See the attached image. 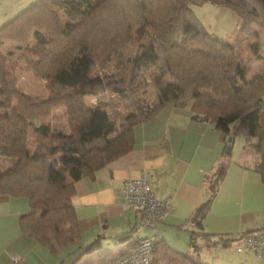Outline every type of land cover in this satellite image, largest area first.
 <instances>
[{
  "label": "trees",
  "instance_id": "obj_1",
  "mask_svg": "<svg viewBox=\"0 0 264 264\" xmlns=\"http://www.w3.org/2000/svg\"><path fill=\"white\" fill-rule=\"evenodd\" d=\"M208 3L238 18L232 42L207 32L195 16L192 7ZM261 30L264 0H35L0 26V48L4 41L24 44L27 69L50 93L35 102L19 91L0 50V160L8 162L0 168V197L28 200L20 231L53 256L78 245L74 183L127 153L133 128L167 105L189 106L213 121L225 147L243 136L264 184V54L248 43ZM244 45L261 70L249 69ZM104 94L110 102L87 107L86 97ZM209 204L192 217L190 250L176 252L159 239L149 264H206L202 246H229L232 238L212 241L204 232ZM136 240L114 253L102 252L98 238L83 253L97 251L95 262L84 264H118Z\"/></svg>",
  "mask_w": 264,
  "mask_h": 264
},
{
  "label": "crops",
  "instance_id": "obj_2",
  "mask_svg": "<svg viewBox=\"0 0 264 264\" xmlns=\"http://www.w3.org/2000/svg\"><path fill=\"white\" fill-rule=\"evenodd\" d=\"M34 1L0 0V25ZM249 63L253 73L263 65L255 59ZM236 138L227 154L224 136L213 121L189 106H164L152 119L133 128L127 153L74 183L71 203L80 242L90 245L100 238L102 248L105 244L116 251L120 237L132 236L129 247L135 238L158 233L171 249L185 254L195 230L192 217L208 200L201 224L212 241L232 238L238 247L247 236L264 235V184L255 171L258 156ZM221 168L222 176L215 184ZM142 178L150 183L157 200L169 203L168 213L155 224V231L140 227L139 215L123 196L126 181ZM29 210L26 198L0 197V264H10L13 255L21 257L20 264H56L52 254L20 231L19 219ZM196 243L201 245L204 240L196 238ZM238 254L244 255V263L259 260L264 264L252 252Z\"/></svg>",
  "mask_w": 264,
  "mask_h": 264
},
{
  "label": "rangeland",
  "instance_id": "obj_3",
  "mask_svg": "<svg viewBox=\"0 0 264 264\" xmlns=\"http://www.w3.org/2000/svg\"><path fill=\"white\" fill-rule=\"evenodd\" d=\"M192 10L207 32L228 42H232L234 40L235 34L238 31V18L231 10L209 3L202 6H194L192 7ZM27 41L29 44L33 43L31 38H29ZM248 43L260 44L264 54V30L258 31V34L252 36L248 40ZM19 44L20 43L13 41L3 42L0 50L6 59V69L15 79V87L19 91L24 93L25 96L33 99L35 102L44 101L50 95L49 91L46 89V83L44 80L36 77L31 71L27 69L25 64V58L27 55L25 53L26 49L24 44ZM246 49L247 47L244 45L242 48L243 57L247 59L248 67L250 66L251 68H254L249 63V59L250 61L252 59L249 58L248 55L251 56V54ZM262 68L263 65L258 69V71ZM150 98H153L152 94L150 95ZM110 100L111 96L109 94H104L98 99L94 97H86L85 103L87 107L94 109L98 101L110 102ZM105 109L108 110V108ZM63 121L64 119H61V122ZM53 123H55L54 120ZM238 141H241L242 144H245V138H243L241 135L237 136L236 142L238 143ZM3 166H8V162L5 160H0V168ZM140 234L143 236L142 231H140ZM103 246L104 247L101 250L102 252L109 250L106 248L105 244ZM115 246L116 251H114V253L123 252L127 250L128 243H118L115 244ZM88 247V244L86 245L85 243L80 242L78 245L68 248L62 255L54 256L56 264H84L85 262H95L97 258V251L91 254H83ZM235 248L236 247L234 243H231L227 247H222L221 244H212L209 249L202 246L199 251V258L206 264H248L246 262L244 263V255L238 254ZM250 262L252 264H260L259 260H250Z\"/></svg>",
  "mask_w": 264,
  "mask_h": 264
},
{
  "label": "built area",
  "instance_id": "obj_4",
  "mask_svg": "<svg viewBox=\"0 0 264 264\" xmlns=\"http://www.w3.org/2000/svg\"><path fill=\"white\" fill-rule=\"evenodd\" d=\"M123 196L126 204L139 215L142 229L155 231V224L164 219L169 203L157 200L150 183L145 179L128 180L123 184ZM160 236L137 238L134 246L118 261V264H149L155 250V242ZM237 253L252 252L264 263V235L247 236L235 248ZM21 257L13 255L10 264H20Z\"/></svg>",
  "mask_w": 264,
  "mask_h": 264
},
{
  "label": "water",
  "instance_id": "obj_5",
  "mask_svg": "<svg viewBox=\"0 0 264 264\" xmlns=\"http://www.w3.org/2000/svg\"><path fill=\"white\" fill-rule=\"evenodd\" d=\"M231 141V138H228V142ZM225 153L229 154L230 153V147H227L225 149ZM131 236L130 235H126V236H123V237H120L118 238V242L119 243H124V242H127L128 240H130Z\"/></svg>",
  "mask_w": 264,
  "mask_h": 264
}]
</instances>
